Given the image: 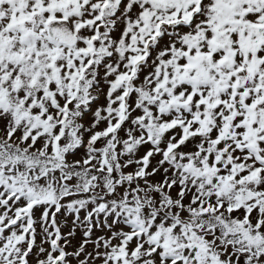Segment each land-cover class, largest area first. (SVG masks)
<instances>
[{
    "label": "snow or ice",
    "instance_id": "obj_1",
    "mask_svg": "<svg viewBox=\"0 0 264 264\" xmlns=\"http://www.w3.org/2000/svg\"><path fill=\"white\" fill-rule=\"evenodd\" d=\"M0 264H264V0H0Z\"/></svg>",
    "mask_w": 264,
    "mask_h": 264
}]
</instances>
